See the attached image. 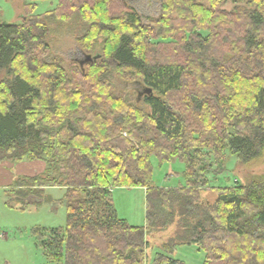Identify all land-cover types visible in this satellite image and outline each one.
I'll return each instance as SVG.
<instances>
[{
	"label": "trees",
	"instance_id": "trees-1",
	"mask_svg": "<svg viewBox=\"0 0 264 264\" xmlns=\"http://www.w3.org/2000/svg\"><path fill=\"white\" fill-rule=\"evenodd\" d=\"M28 1L21 23L0 21V164H45L5 192L21 210L44 189L65 190V226L34 231L47 260L147 264L148 237L174 226L151 264H183L172 255L185 245L203 264H264V179L209 188L207 178L225 154L247 164L264 151V0H160L150 26L133 9L110 8L121 0H59L44 15ZM47 20L74 22L78 46L97 59L76 62L69 77L49 57ZM176 31L183 59L164 60L152 40ZM114 77L133 95L116 94ZM151 156L182 161L184 186H153ZM132 187L145 188L141 227L112 201V189ZM207 189L211 204L200 202Z\"/></svg>",
	"mask_w": 264,
	"mask_h": 264
},
{
	"label": "rangeland",
	"instance_id": "rangeland-1",
	"mask_svg": "<svg viewBox=\"0 0 264 264\" xmlns=\"http://www.w3.org/2000/svg\"><path fill=\"white\" fill-rule=\"evenodd\" d=\"M28 0H0V21L8 24H19L24 18L23 5ZM35 15H44L54 9L59 0H34ZM122 3V5H121ZM115 5V6H114ZM123 7L133 9L141 18L144 25L150 26L158 20L161 15L160 0H121L119 3L111 2L113 11H121ZM233 5L227 3L220 10L231 11ZM61 12L68 13L65 8ZM50 30L49 57L59 59L62 67L72 77L77 70L76 62L84 60V53L76 42L79 26L74 22L62 23L47 20ZM179 32L167 35V39L156 42L159 56L164 60H182V54L177 56L172 45L178 44ZM206 35L205 32H202ZM114 92L120 95L128 93L133 95L135 87L131 83H125L117 77L112 79ZM136 96V95H134ZM225 164L214 165L213 171L217 174H209V188H234L240 184H246L254 178L264 179V151L255 161L242 164L231 156L225 154ZM44 164V163H43ZM14 165V164H13ZM15 166V165H14ZM45 166V164H44ZM151 183L161 189L180 188L184 186L183 172L185 164L176 159L171 162L160 163L155 156L150 157ZM45 168V167H44ZM220 172V173H218ZM222 172V173H221ZM5 191L0 187V264H50L37 244L35 229L46 230L62 228L66 224V210L60 202L65 190L63 188L44 189L41 199L29 196L25 201L29 204L26 209L21 210L20 201L15 197H7ZM145 188H115L112 191V201L119 218L125 220L128 225L141 227L145 225L146 199ZM200 202L211 204L216 199L214 190H202L199 194ZM175 227L170 226L165 231L155 233L148 237L147 264H151L152 257L159 252L161 245L172 236ZM173 259L183 264H203L204 253L194 245L177 247L172 255Z\"/></svg>",
	"mask_w": 264,
	"mask_h": 264
},
{
	"label": "crops",
	"instance_id": "crops-1",
	"mask_svg": "<svg viewBox=\"0 0 264 264\" xmlns=\"http://www.w3.org/2000/svg\"><path fill=\"white\" fill-rule=\"evenodd\" d=\"M14 165L7 162L0 164V187L4 190L10 189L16 178L34 176L41 173L45 167L42 161H24Z\"/></svg>",
	"mask_w": 264,
	"mask_h": 264
},
{
	"label": "water",
	"instance_id": "water-1",
	"mask_svg": "<svg viewBox=\"0 0 264 264\" xmlns=\"http://www.w3.org/2000/svg\"><path fill=\"white\" fill-rule=\"evenodd\" d=\"M97 57H98V56L91 57V56H89V55H85V56H84V60L81 61V62H79V65H80V66H83L86 62H90V61H92L93 59H97ZM147 92H150V91L147 90Z\"/></svg>",
	"mask_w": 264,
	"mask_h": 264
}]
</instances>
